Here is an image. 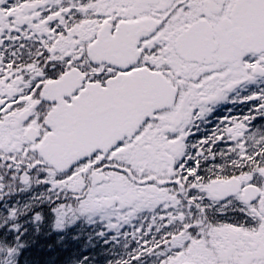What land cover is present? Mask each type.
Returning a JSON list of instances; mask_svg holds the SVG:
<instances>
[{"label": "snow or ice", "instance_id": "1", "mask_svg": "<svg viewBox=\"0 0 264 264\" xmlns=\"http://www.w3.org/2000/svg\"><path fill=\"white\" fill-rule=\"evenodd\" d=\"M0 264H264V0H0Z\"/></svg>", "mask_w": 264, "mask_h": 264}, {"label": "trees", "instance_id": "2", "mask_svg": "<svg viewBox=\"0 0 264 264\" xmlns=\"http://www.w3.org/2000/svg\"><path fill=\"white\" fill-rule=\"evenodd\" d=\"M82 237H83V236H82ZM50 239H52V240L54 241V240H55V236L52 235V236L50 237ZM66 239H67V237H66ZM42 255H43V256H52L53 253H52V252H45V253H43Z\"/></svg>", "mask_w": 264, "mask_h": 264}]
</instances>
